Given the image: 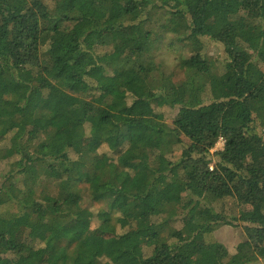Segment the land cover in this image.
Returning <instances> with one entry per match:
<instances>
[{"label": "trees", "instance_id": "1", "mask_svg": "<svg viewBox=\"0 0 264 264\" xmlns=\"http://www.w3.org/2000/svg\"><path fill=\"white\" fill-rule=\"evenodd\" d=\"M0 78V264H264V0H0Z\"/></svg>", "mask_w": 264, "mask_h": 264}, {"label": "rangeland", "instance_id": "2", "mask_svg": "<svg viewBox=\"0 0 264 264\" xmlns=\"http://www.w3.org/2000/svg\"><path fill=\"white\" fill-rule=\"evenodd\" d=\"M205 43V49L204 52L208 55L209 58L214 60L219 66L223 63L224 59L226 58V53L224 46L220 44L219 42H216L211 39H204ZM183 44L181 41L178 40V38L173 34H166V36L162 39V41H159L158 48L155 53V58L157 61L163 64V67L168 72H176V75L174 77V80L178 81L181 80L184 77V73L179 71L176 67V60L177 57H179L180 53L183 52L182 50ZM0 91H3L2 86V79L0 78ZM158 110L162 111L165 115V120L171 124L172 120L175 116L176 109H172L168 106L158 108ZM86 132H87V138H89V132H90V125H86ZM8 142V140H7ZM223 148V145H218L214 149H212V152H215L216 150H220ZM104 151H106L109 155L115 154L108 150L107 147L104 148ZM181 152V148H178L175 155H171L172 160H176L178 155ZM0 170L2 173L7 172V164L0 163ZM224 205H225V212L229 217H233L234 215L239 214L240 207L236 204L234 200L231 198L224 199ZM102 206V203H95L92 207L94 209V212H97L100 207ZM99 220L96 218L94 220V227H97L99 225ZM176 227L182 226V220H178L174 223ZM118 232H123L127 230V227H122L121 225H118ZM215 235L219 241H221L227 248L229 253L232 255L236 253L237 246L240 242H242L245 239V232L242 227V225H222L219 227ZM23 237V236H22ZM261 258L263 259V256L261 255Z\"/></svg>", "mask_w": 264, "mask_h": 264}, {"label": "built area", "instance_id": "3", "mask_svg": "<svg viewBox=\"0 0 264 264\" xmlns=\"http://www.w3.org/2000/svg\"><path fill=\"white\" fill-rule=\"evenodd\" d=\"M224 143H225V139L223 138V137H220L219 138V140L217 141V143H216V146H218V145H223L224 146ZM215 146V147H216ZM211 168H213V167H211Z\"/></svg>", "mask_w": 264, "mask_h": 264}]
</instances>
